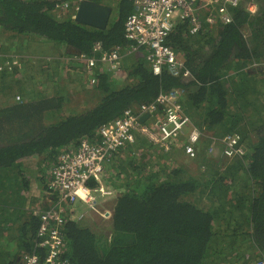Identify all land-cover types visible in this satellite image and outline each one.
<instances>
[{"label": "trees", "instance_id": "1", "mask_svg": "<svg viewBox=\"0 0 264 264\" xmlns=\"http://www.w3.org/2000/svg\"><path fill=\"white\" fill-rule=\"evenodd\" d=\"M64 1L72 5L61 19L55 13L57 0H0L1 52L13 48H3L2 43L17 41L19 54L33 56L31 44L22 42L34 39L80 52L67 50L60 53L64 57L99 58L117 47L131 48L125 23L135 11V0H116L117 16L105 30L77 23L79 3ZM106 1L95 2L110 6L114 0ZM252 2L261 9L259 14L236 8L231 24H219L211 31L192 35L189 20L177 22L168 45L184 61L189 77H175L166 70L154 74L145 49L123 59L119 73L125 77L123 83L107 69L96 68L87 77L81 68L86 81L95 77L90 94L96 100L81 111L72 109L71 98L48 93V84L59 73L56 67L51 81L46 80L51 66L45 59H35L36 64L44 63L37 67L28 91L17 67L14 73H0V93L11 101L0 107V264H22L25 254L38 249L41 222L26 208L27 197L20 192L29 191V180L16 173L23 161L37 158L55 167L62 153L84 139L99 140L101 128L126 111L171 92L193 126L208 135L194 161L200 174L195 176L190 165L169 163L173 153L155 149L141 137V143L126 145L106 167L113 191L110 218L103 221L106 225L93 218L95 227L67 221L65 257L70 264H251L264 256V64H260L264 0ZM212 8L209 5L207 11ZM29 59L25 58V66ZM76 63L69 67L78 71L82 63ZM35 65L26 76L33 75ZM10 76L16 77L19 87L13 86ZM17 93L30 97L18 102ZM235 134L241 138L239 154L220 156V139ZM211 138L220 148L216 161L206 155ZM136 146L142 148L139 161ZM51 182L45 186L49 193ZM89 185L99 187L95 180ZM52 200L56 201L54 196Z\"/></svg>", "mask_w": 264, "mask_h": 264}, {"label": "built area", "instance_id": "2", "mask_svg": "<svg viewBox=\"0 0 264 264\" xmlns=\"http://www.w3.org/2000/svg\"><path fill=\"white\" fill-rule=\"evenodd\" d=\"M57 1L55 13L66 14L71 2ZM82 1L96 0H77L75 3L80 5ZM248 2L250 1L135 0V11L125 23V37L132 44L131 48L117 47L103 53L99 58L80 55L75 56L74 60L85 64L88 75H93L96 68L103 67L117 76L126 56L145 49L147 61L154 74L159 75L166 70L175 77H189L190 73L185 69L184 61L168 45V39L177 22L189 20L192 35L208 28L211 31V28L219 24H231L234 20L233 10L246 7ZM209 5L214 8L207 11ZM254 7L256 8L251 10L254 11L253 16L257 15L258 8L257 5ZM15 67H21L20 58L4 55L0 48V73ZM94 83L95 77L90 79V84ZM17 100H21V97L17 96ZM177 100L175 92L161 94L155 102L142 105L135 111H126L122 118L105 125L99 131V140L84 139L76 148L61 154L58 164L52 169L51 192H48L52 196L50 203L46 209L34 212L41 222L36 237L38 249L31 254H25L22 264H70L65 257L69 249L64 232L67 221H83L87 217V212L77 213L75 204L78 202L88 205L104 220L110 218L111 210L100 211L96 207L93 189L89 184L95 180L106 196H113V191L103 182L104 173L112 158L126 145L136 144L141 137L164 153L169 154L178 147H183V153L187 157L196 158L198 146L203 144V137L207 138L208 135L193 126L190 117L185 114ZM146 114L149 117L141 122ZM240 139L237 134L222 137L221 155L227 158L236 157L239 154ZM216 140L211 138V143ZM209 151L212 153L213 148ZM53 196L56 201L52 200ZM41 251L44 252L43 256L40 255ZM251 264H264V256Z\"/></svg>", "mask_w": 264, "mask_h": 264}, {"label": "rangeland", "instance_id": "3", "mask_svg": "<svg viewBox=\"0 0 264 264\" xmlns=\"http://www.w3.org/2000/svg\"><path fill=\"white\" fill-rule=\"evenodd\" d=\"M249 1L251 2V1H256V0H249ZM106 3H107V1H106ZM252 4H254V6L257 5L256 2H253ZM252 4H250L249 7H251ZM108 7H111L112 8V16H111V18H115L117 16V2H116V0H114L113 3L110 6H108ZM257 7L259 8V6H257ZM254 8H256V7H254ZM62 12H65V11H62ZM248 12H249V10H248ZM253 13H254V11H250L249 12V15H252ZM56 15H57L58 18L61 17V19H62V18H64V16L66 14L56 12ZM23 39H27V38H23ZM22 43H26V44H24L25 46L27 45V43H30L31 45H29V46L36 47V50L38 52L43 51L44 53H47V51L49 50V46L47 44H45V43L42 44L43 42L40 41V40H37V39H34V41H24ZM33 43H35V44H33ZM2 46H3V48L6 47V46L8 48L10 46L13 47L11 50H9V52L7 54H4V53L1 52L4 55H12L10 53H17V54H19V51L22 50V49H20V48L17 47L16 43H2L1 44V47ZM13 49H15V50H13ZM1 50H2V48H1ZM31 50H32V48H31ZM67 50L69 51V49L65 45H63V46H61L59 48L52 47L50 51L51 52L57 51L59 53H65V52H67ZM52 54H53L52 56L54 58L58 55V54L56 55V53H52ZM61 57H63V56H61ZM74 57L65 56L66 59H74ZM35 61L36 60H29V62L26 64L25 67L22 64H21V67H17V71H18L17 73H19L18 74V77H21L22 76L21 78H23V82L25 81V78H26V82H27L28 85L26 83H24V89L25 90H27V88H30L29 85L31 84V82H29V81H32L33 82V77H36L38 75V73L36 72L37 67H39L40 69H41V67H43L42 65H43L44 61H39L38 64H36L34 66L35 69L33 70V72H31V73H33V75L31 77L29 75H28L29 77L26 76L28 74V72H29L28 70H31V65H32L31 63L32 62H35ZM80 63H81V61H80ZM260 64H264V61H262ZM83 65L85 66L84 63H83ZM83 65L80 64V69L78 71L74 70L73 68H70L67 71V73H65L66 71L63 68L62 64H61V66L59 65V69H58V70H60L59 80H58V82L56 84L54 83V87L52 89V92L49 90L50 91L49 94L57 93L58 92V93H60V95H63L64 97L71 98V104H70V106H72V109H76V110H79V111H81V108H83V107L87 109V108L93 107L96 104L95 98H93L92 95L90 94V90H91L90 82L86 81L84 79V77H83V75L85 73L83 70H81V68L84 69V66ZM23 69H24V71L22 73L21 71ZM102 69H104V68L102 67ZM51 70H52V68H51ZM85 70H86V68H85ZM6 72L7 73H14L15 70L14 69H12V70H6ZM86 72H87V70H86ZM51 73L52 72H50V71L47 70V74L45 75V79L46 80L51 81V77H53V75H52L53 73L52 74ZM9 75H13V74H9ZM86 76L87 77H91V74L88 75L86 73ZM117 76H118L117 78L122 83L125 82V80H124L125 77L123 75L118 74ZM15 79H16L15 76H10L9 77V80H11V82L14 83L13 86L19 87V86H17V82H16ZM262 84H264V82ZM50 85L52 86V83H50ZM20 87L23 88V84H21ZM4 93L5 92H2V94L0 93L1 94L0 95V107L4 106V103L6 101H9L8 100L9 97H7L8 98L7 99L4 96ZM16 95H20V93H17ZM16 95L14 97H16ZM24 96L25 97H28V98L30 97V96H28V94L27 95L25 94ZM14 97H13V99H14ZM20 97H21V100H17V97H16L15 98L16 101L22 102L25 99V97H23L22 95H20ZM9 102H11V101H9ZM141 140H143L144 142H147L146 140H144L142 138H141ZM147 143L149 145L153 146L149 142H147ZM212 143L208 146L207 151H206V155L210 156V159L214 158L215 161H216V160H218L219 155H220V148L215 147V145L217 143H214V142H212ZM202 145L203 144H201L200 146H198V148H197V156H196L195 159H190L189 157H187L186 154L183 153V147H178L177 149H175L176 151L173 150L174 152L173 151L171 152L173 154H172V158L169 160V163H172L173 160L176 161L177 160L176 155L178 154V155L181 156L180 157L181 161L179 163H177V164L178 165H182V164L183 165L184 164L190 165V168L193 170L194 175L195 176H198V173L200 171H198V166L195 164L194 161L197 159L199 150L202 149ZM211 147L213 148V152L212 153L209 151V149ZM153 148H155V147L153 146ZM137 149H138V147L136 146L133 151H134V153H137L136 161H139L138 158H139L140 155H138V154L142 150V148H140L138 150ZM155 149H157V148H155ZM155 149L151 150V152L156 151ZM171 153H169V155ZM220 156H222V155H220ZM104 181H105L106 184L108 183V179H107V176H106V171L104 173L103 182ZM108 186H110V185H108ZM92 193H93V195L95 197L96 207L97 208L104 209V208H108L110 206V204H111V199L110 198L112 197V195L106 196L100 188L93 189L92 190ZM75 208H76V211H77L78 214L79 213H85V212H87V217L82 222H85L87 224H91L93 227H95V223H94V220H93V218H94L95 219V222L97 224L101 225V223H102L103 225H106V223L103 222L104 221L103 217L101 218L100 215H97L95 212H93L88 205H86V204H84L82 202H78V203L75 204ZM94 214H96V216H93Z\"/></svg>", "mask_w": 264, "mask_h": 264}, {"label": "crops", "instance_id": "4", "mask_svg": "<svg viewBox=\"0 0 264 264\" xmlns=\"http://www.w3.org/2000/svg\"><path fill=\"white\" fill-rule=\"evenodd\" d=\"M15 43H17V41H15ZM48 46H49V50L47 51V53H44L42 51L38 52L36 50V47H32V53L34 54L33 56H29V55L26 56V55L17 54V53H10V54L19 57L21 60V64L24 67H25L24 62H25L26 57H30L31 59H29V60H35V59H39V58L45 59V61H47V63L50 62L49 65L52 68L51 72H53L54 69H56V67H58V69H59V65L61 66V64H62V66L65 67L64 68L66 71L65 73H67V71L71 68V67H69V63H71V62L80 63V61H78V60L66 59L64 56L61 57L60 53L57 51L51 52L50 50H51L52 46L51 45H48ZM52 53H56V55L57 54L58 55L54 58L52 56L53 55ZM4 54H7V53H4ZM42 54H44V55H42ZM36 61L31 63L32 66L37 63ZM77 63H76V65H78ZM82 65H83V63H82ZM58 69H57V72L60 73V70H58ZM84 69H85V66H84ZM23 71H24V69L21 72L23 73ZM58 80H59V77L55 78L54 82H57ZM54 82L53 81L50 82V83H52V86L49 83L50 88L47 90L48 93H50V91L52 92V89L54 87ZM138 143H141L140 139L137 140L136 144H138ZM176 157H177L176 162L179 163L181 161V159H180L181 156L177 154ZM23 166L24 167H22V169H17L16 173L20 177L24 176L27 180H29L30 189L28 192H25V190L24 191L21 190L20 192L22 194H24L25 197H27L26 208H28V209L31 208L30 210L33 212V215H34L35 211L45 209L44 207H46L50 203L49 194H48L47 188L45 186L48 185L50 183V181L52 180L53 163H49V164L45 165V163L41 162L40 159L33 158V159L24 160ZM10 175H11V173L9 171L6 176L9 177ZM108 188H109V186H108ZM4 189L6 192H9L7 188H4ZM111 205H112V199H111L110 206L108 208L100 209V211L110 210ZM96 214L99 215L98 213H96Z\"/></svg>", "mask_w": 264, "mask_h": 264}, {"label": "water", "instance_id": "5", "mask_svg": "<svg viewBox=\"0 0 264 264\" xmlns=\"http://www.w3.org/2000/svg\"><path fill=\"white\" fill-rule=\"evenodd\" d=\"M111 16V7L93 1H82L76 12L75 20L77 23L105 30L110 22ZM69 51L78 55L80 53L70 48ZM148 117L149 114L144 115L141 118V122H144Z\"/></svg>", "mask_w": 264, "mask_h": 264}, {"label": "flooded vegetation", "instance_id": "6", "mask_svg": "<svg viewBox=\"0 0 264 264\" xmlns=\"http://www.w3.org/2000/svg\"><path fill=\"white\" fill-rule=\"evenodd\" d=\"M253 2L251 1V2H248L247 3V5H246V8H247V10H249V12L251 11V10H254L255 8H254V4H252ZM250 4H252L251 6L252 7H249L250 6ZM248 6V7H247ZM78 8H79V6H78ZM78 8H77V10H78Z\"/></svg>", "mask_w": 264, "mask_h": 264}, {"label": "bare ground", "instance_id": "7", "mask_svg": "<svg viewBox=\"0 0 264 264\" xmlns=\"http://www.w3.org/2000/svg\"><path fill=\"white\" fill-rule=\"evenodd\" d=\"M247 7H248V6H247ZM260 10H261L260 8H257L256 13L259 14V13H260Z\"/></svg>", "mask_w": 264, "mask_h": 264}, {"label": "clouds", "instance_id": "8", "mask_svg": "<svg viewBox=\"0 0 264 264\" xmlns=\"http://www.w3.org/2000/svg\"><path fill=\"white\" fill-rule=\"evenodd\" d=\"M258 6V5H257Z\"/></svg>", "mask_w": 264, "mask_h": 264}]
</instances>
